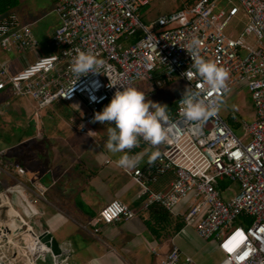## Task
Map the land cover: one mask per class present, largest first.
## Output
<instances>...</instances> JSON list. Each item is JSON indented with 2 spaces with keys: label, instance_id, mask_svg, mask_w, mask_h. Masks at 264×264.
I'll use <instances>...</instances> for the list:
<instances>
[{
  "label": "built area",
  "instance_id": "obj_1",
  "mask_svg": "<svg viewBox=\"0 0 264 264\" xmlns=\"http://www.w3.org/2000/svg\"><path fill=\"white\" fill-rule=\"evenodd\" d=\"M52 1L59 20L51 43L54 52L36 57L14 74L9 63H2L0 93L29 97L37 111L57 103H77V111V106L85 109L78 124L81 134L93 132L94 113L124 87L139 90L145 83L147 94H153L178 78L191 92L198 93L194 100H213L220 105L234 88L247 84L254 120L234 122L244 137L234 133L218 108L201 121L188 120L180 111L182 97L173 110L166 109L169 119L163 124L165 141L153 146L138 138L136 146L156 150L157 159L146 168L135 165L125 172L140 189L143 211L158 207L172 215L182 214L186 228H193L204 241L217 243L223 256L218 264H264V0H237L239 6L227 11L218 9V0H195L191 5L184 0L183 8L158 18L150 28L140 16L151 0ZM241 12L246 18L244 28L233 39L225 29ZM139 33L142 37L132 43ZM193 38L200 41L196 54L227 73L222 89H210L194 69L190 81L182 75L192 64L184 47ZM36 47L29 25L20 24L14 15L0 20L2 51L23 53ZM77 49L91 51L102 59L101 73L80 78L74 75L71 62ZM14 168L23 178V168L13 164H0V174ZM168 172L174 177L170 188L154 190ZM8 177L14 184L0 181V264H38L47 255L55 264V257L41 239L45 232L37 231L32 223L39 214L37 200L43 199L46 189L38 185L35 193L21 179ZM231 183L238 184L239 191L226 200L224 195L230 193ZM188 198L191 203L177 214L178 206ZM11 210L16 212L13 220L7 217ZM136 217L126 204L113 200L99 212L98 221L112 225ZM26 235L29 242L23 238ZM152 252L157 255L156 250ZM158 264L199 263L183 256L172 243Z\"/></svg>",
  "mask_w": 264,
  "mask_h": 264
},
{
  "label": "crops",
  "instance_id": "obj_2",
  "mask_svg": "<svg viewBox=\"0 0 264 264\" xmlns=\"http://www.w3.org/2000/svg\"><path fill=\"white\" fill-rule=\"evenodd\" d=\"M51 12L56 16L55 4ZM9 15L16 16L12 13ZM19 23L30 26L29 23L20 21ZM58 24L59 21L55 17L49 37L52 52H54L51 46L52 38ZM30 55L32 59L26 58L28 63L25 64L19 58L7 62L10 64L11 73L21 71L39 56L34 52ZM4 61L0 59V65ZM177 82H182L187 88L182 80L176 78L162 89L169 88ZM141 85L146 91L147 85L145 83ZM3 93L12 97L8 91L0 94ZM178 100L163 105H166L167 110H173ZM70 105L57 103L51 108L37 111L33 101L23 104L16 102L13 109L7 111L15 118L12 128L19 130L22 137L12 147L1 149L0 153L4 152L5 156L7 151L19 148L18 145L21 143L30 144L24 146L22 152L16 155L1 158L0 164L4 166L13 164L23 168L25 171L23 178L15 173V168L8 170L6 175L13 176L15 180L21 179L33 192L37 193L38 185L46 189L44 200H37L36 204L39 213V217L36 216V220L33 221L36 230L49 232L60 244L69 242L72 249L69 258L71 264H158L159 257L170 251L172 243L179 247L183 256H190L199 264L220 263L223 256L216 242L200 239L193 228L184 227L180 231H175L183 217L171 215L169 220L162 221L158 220V207L149 211L141 209L143 198L140 197V189L125 172L126 169L133 167L122 168L116 164V160L123 153H112L106 148H96L97 143L92 137L98 136L100 131L94 129L93 125V132L81 134L78 131V124L85 109L75 110L76 116L69 112L66 117L62 112L70 108ZM67 124L70 129L65 132ZM40 130L43 136L39 140L36 139L38 136L36 133ZM75 135H78L80 140L76 143L68 142V137ZM124 152L130 157L138 155L136 165L146 168L151 164L148 157L156 150L147 149L139 144ZM19 155L21 156L18 161ZM108 161L110 162L107 163ZM173 179L172 172L162 175L159 182L153 186L154 190L167 191ZM2 182L11 185L5 177ZM113 200H120L126 204L137 217L128 222L121 221L112 225L100 223L99 212ZM187 229L191 231L185 233ZM153 250L157 251V255L153 254ZM51 263L53 264L52 259Z\"/></svg>",
  "mask_w": 264,
  "mask_h": 264
},
{
  "label": "rangeland",
  "instance_id": "obj_3",
  "mask_svg": "<svg viewBox=\"0 0 264 264\" xmlns=\"http://www.w3.org/2000/svg\"><path fill=\"white\" fill-rule=\"evenodd\" d=\"M184 3V0H151V3L149 7H146L142 10L140 19L141 21L147 26L151 27L152 23L158 20V18L163 16H168L176 11H179L180 8H182V5ZM239 6V3L237 0H218L217 1V7L219 10H228L231 6ZM54 6V2L52 0H19V5L8 12L4 14H0V20L7 17L9 14H15L17 19L21 23H29L30 27L33 32V36L35 41L37 42V47L35 49H31L28 51H24L23 55H19L16 52H2L0 50V59L5 60L3 63L7 62H13L15 58H19L22 62L28 63L26 58H31L32 55H30L32 52L38 54L39 56H42L44 54L49 53L52 50L50 49V33H51V27L55 23V17L58 19V16L52 14L51 10ZM59 21V20H58ZM246 18L244 14L241 12L236 18H233L228 26L225 29V34L233 39H236L241 31L244 28ZM30 55V56H28ZM142 86V85H141ZM139 88L140 91H142L145 94L146 99L152 100L154 102H157L159 104H165L167 102L175 101L177 99L182 98V94L185 91L186 87L182 82H177L175 85H172L169 88L162 89L158 92H155L153 94H147L145 91V87L142 86ZM17 99V100H16ZM7 102H10L9 104H6ZM32 103L29 97H20L15 98L6 93L0 94V152L1 149L12 147L13 144L18 143V139H21L22 134L19 130L15 129L13 126V121L15 120L14 116L12 114H8V110L13 109L14 103ZM77 103H72L69 107L70 108L64 110L62 112L63 115L67 117L69 115V112L71 115H75V105ZM105 106V105H104ZM103 106V107H104ZM101 107V109L103 108ZM77 108L80 110L82 109L81 106H77ZM100 109V110H101ZM99 110V111H100ZM218 114L227 122L230 123V125L233 127V131L236 135L239 136V138L244 137L245 134H243L237 124L234 122H252L254 120V107L252 102L251 93L248 90L247 84H240L232 92L227 94L223 101L220 103L218 107ZM76 116V115H75ZM28 120V119H27ZM26 120V122H27ZM19 123H17L18 125ZM23 126V125H22ZM27 126V125H25ZM112 126L108 122H105V124H102L100 122H94L93 127L94 129H97L100 131V134L98 136H93L92 140L96 141V148H103L104 142L107 139V127ZM69 125H65L64 131H69ZM43 130V129H42ZM38 135L36 139H41L43 136L41 134V130L36 133ZM68 136V135H67ZM70 143L77 142L80 140V137L78 135H75L73 137H68ZM30 144L29 142L21 143L19 148L11 149L10 151H7L6 155L4 156V152L0 153V161L3 157H8L9 155H16L20 152H22V148L24 149V146H27ZM21 148V149H20ZM18 158V161L20 159ZM17 161V162H18ZM3 168V166H1ZM3 177L7 178L9 184H14L12 180L8 177L6 174H1L0 181H3ZM10 180V181H9ZM3 183V182H2ZM7 182L4 183L6 185ZM3 185V184H1ZM230 193L225 194L224 198L226 200H229L230 198L237 195L239 191V186L236 183L230 184ZM191 198H188L181 202V204L176 209L177 214H181L183 209L191 203ZM13 205L18 209L19 206L17 204V200H12ZM7 214V212H6ZM39 217L38 215H36ZM36 216L33 219L36 220ZM7 217H9L11 220H13L14 217H16V212L14 210H11ZM32 221V223H33ZM11 222V221H10ZM10 229H12L11 225L8 224ZM191 230L187 229L185 233H189ZM25 242H29V235L23 237ZM212 242V241H211ZM38 264H52L51 263V257L50 255L45 256L42 258Z\"/></svg>",
  "mask_w": 264,
  "mask_h": 264
},
{
  "label": "clouds",
  "instance_id": "obj_4",
  "mask_svg": "<svg viewBox=\"0 0 264 264\" xmlns=\"http://www.w3.org/2000/svg\"><path fill=\"white\" fill-rule=\"evenodd\" d=\"M200 41L193 38L184 49L192 59L191 67L186 69L182 75L187 79L193 78L195 74L203 78L210 89L219 90L224 87L227 73L216 63L205 60L196 54ZM104 68V61L97 58L91 51L76 50V55L71 62V71L79 78L88 73H101ZM198 93L191 92L188 88L182 94L183 106L180 111L184 116L193 122L201 121L207 116L214 114L219 104L217 101L193 99ZM95 100V97H92ZM169 119L166 105L159 104L146 99L145 94L134 88L124 87L123 90H116L109 103L100 111L95 112L92 121L112 126L107 127V139L104 147L112 153H123L116 160V164L122 168L134 167L139 156L130 157L125 149H132L138 144V138L155 146L166 140V130L163 124ZM158 156L153 152L148 157L152 163Z\"/></svg>",
  "mask_w": 264,
  "mask_h": 264
},
{
  "label": "water",
  "instance_id": "obj_5",
  "mask_svg": "<svg viewBox=\"0 0 264 264\" xmlns=\"http://www.w3.org/2000/svg\"><path fill=\"white\" fill-rule=\"evenodd\" d=\"M41 239L47 245V247H49L52 255L55 257V264H71L69 262V258L72 249L69 242L60 244L49 232H45ZM16 242L18 243L19 239H17Z\"/></svg>",
  "mask_w": 264,
  "mask_h": 264
},
{
  "label": "trees",
  "instance_id": "obj_6",
  "mask_svg": "<svg viewBox=\"0 0 264 264\" xmlns=\"http://www.w3.org/2000/svg\"><path fill=\"white\" fill-rule=\"evenodd\" d=\"M195 0H188L187 1V5H191L194 3ZM19 5V0H0V14H4L6 12H8L9 10L17 7ZM183 8V6H182ZM181 9V8H180ZM142 37V34L139 33L137 34L134 38L131 39V42H135L137 41L138 39H140ZM227 122V121H226ZM227 124L233 128L229 122H227ZM158 212H157V216H158V220H164V219H167L169 220V217L172 215L160 208H157ZM153 211V210H152ZM180 217H182L181 215H178ZM182 221H180V223L175 227V231H180L181 229H183L185 227L184 225V221H183V218H181ZM166 230V229H165Z\"/></svg>",
  "mask_w": 264,
  "mask_h": 264
}]
</instances>
